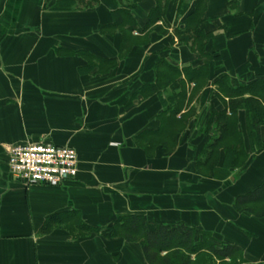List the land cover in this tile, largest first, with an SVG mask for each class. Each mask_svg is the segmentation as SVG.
<instances>
[{"label": "crops", "instance_id": "1", "mask_svg": "<svg viewBox=\"0 0 264 264\" xmlns=\"http://www.w3.org/2000/svg\"><path fill=\"white\" fill-rule=\"evenodd\" d=\"M54 3L0 0V264H148L140 243L97 233L77 238L68 228L76 220L107 226L126 214L144 215L151 226L209 231L241 246L248 264L264 263V218L234 206L237 195L264 179V152L237 179L219 180L197 171L193 150L203 137L179 138L171 155L161 146L149 155L134 141L161 127V99L138 93L155 82L157 54L180 66L203 62L175 36L184 18L179 0L167 7V32H154L149 45L123 57L122 34L105 30L116 3L99 0L72 11L52 10ZM154 6V0L138 5L141 25ZM202 26L214 36L207 50L220 51L227 72H248V60L258 64L253 50L264 44V0H207ZM188 86L192 91L194 83ZM211 88L190 104L199 114ZM37 142L73 147L77 176L59 186L14 179L9 148ZM57 214L61 224L43 232Z\"/></svg>", "mask_w": 264, "mask_h": 264}, {"label": "trees", "instance_id": "2", "mask_svg": "<svg viewBox=\"0 0 264 264\" xmlns=\"http://www.w3.org/2000/svg\"><path fill=\"white\" fill-rule=\"evenodd\" d=\"M112 1L117 8L111 12L113 21L105 26V30L122 34L123 57L133 48L149 45L154 32H167L171 25L167 7L176 0H154L155 6L148 12L143 25L134 12L145 0ZM190 2L179 0V15L184 18L174 28V33L184 46L201 54L203 62L180 66L168 55L157 54L155 82L146 83L138 93L143 96L155 94L161 99V127L141 133L134 141L149 155H153L158 146L171 155L177 150L179 138L185 136L189 141L196 134L203 137L201 148L193 150L197 171L219 180L236 174L237 179L251 160L264 152V44L259 51L253 50L257 57L260 56L257 65L248 60V72L230 74L224 68L220 51L207 50V44L214 37L212 31L202 26L207 0H194L189 8ZM98 3L99 0H55L51 9L72 11L81 5L92 8ZM115 61L99 62L114 65ZM191 83L194 87L189 91L188 84ZM206 85L212 86L208 91L209 103L203 114H199L190 104L201 96ZM201 114L204 116L202 121ZM234 206L238 211L263 219L264 179L252 190L237 195ZM62 217V214L49 217L43 232L60 223ZM69 224L68 228L77 238L97 233L105 238L121 237L129 243H140L148 264H248L241 246L223 241L209 231L197 232L185 223L151 226L144 215L126 214L117 216L107 226L95 227L83 220Z\"/></svg>", "mask_w": 264, "mask_h": 264}, {"label": "built area", "instance_id": "3", "mask_svg": "<svg viewBox=\"0 0 264 264\" xmlns=\"http://www.w3.org/2000/svg\"><path fill=\"white\" fill-rule=\"evenodd\" d=\"M78 162L72 147L46 142L11 146L7 160L12 177L28 186L64 184L77 176Z\"/></svg>", "mask_w": 264, "mask_h": 264}, {"label": "rangeland", "instance_id": "4", "mask_svg": "<svg viewBox=\"0 0 264 264\" xmlns=\"http://www.w3.org/2000/svg\"><path fill=\"white\" fill-rule=\"evenodd\" d=\"M73 148V147H72ZM74 149V148H73ZM77 152V151H76Z\"/></svg>", "mask_w": 264, "mask_h": 264}]
</instances>
